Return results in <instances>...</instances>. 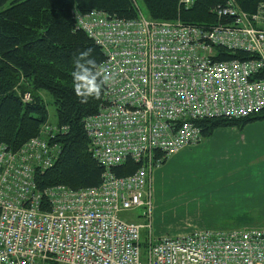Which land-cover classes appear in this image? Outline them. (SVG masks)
<instances>
[{
	"label": "built area",
	"instance_id": "obj_1",
	"mask_svg": "<svg viewBox=\"0 0 264 264\" xmlns=\"http://www.w3.org/2000/svg\"><path fill=\"white\" fill-rule=\"evenodd\" d=\"M214 11L207 29L140 11L129 21L77 15L104 55L101 104L83 121L102 183L37 189L36 172L60 153L50 140L66 128L45 123L17 152L0 145V264H264V229L152 232L154 170L201 143L193 122L264 111V5L253 16L231 1ZM221 50L250 59L219 61ZM126 159L141 167L116 178L110 169Z\"/></svg>",
	"mask_w": 264,
	"mask_h": 264
},
{
	"label": "trees",
	"instance_id": "obj_2",
	"mask_svg": "<svg viewBox=\"0 0 264 264\" xmlns=\"http://www.w3.org/2000/svg\"><path fill=\"white\" fill-rule=\"evenodd\" d=\"M140 1L150 21L180 22L204 29L218 23L214 10L229 1L249 16L256 15L264 5V0H196L186 8L180 4L181 0ZM138 11L135 0H0V145L17 152L49 123L43 92L49 95L55 110L52 124L66 128L50 140L59 146L60 153L50 168L36 172L38 190L59 185L79 190L102 183L105 169L91 155L83 121L95 115L101 104L103 87L96 70L104 55L77 26L76 17L98 12L129 21L138 17ZM89 49V55L81 58V53ZM218 58L219 61L250 59L242 52L230 54L222 50ZM88 60H94V64H88ZM77 75L94 77L98 94L86 95L87 79L78 80ZM25 95H29L28 101L24 100ZM261 121L264 111L243 118L214 117L193 123L200 129L203 141L216 130H242ZM140 167V163L126 159L110 172L122 178ZM141 241L144 250L145 232Z\"/></svg>",
	"mask_w": 264,
	"mask_h": 264
},
{
	"label": "rangeland",
	"instance_id": "obj_3",
	"mask_svg": "<svg viewBox=\"0 0 264 264\" xmlns=\"http://www.w3.org/2000/svg\"><path fill=\"white\" fill-rule=\"evenodd\" d=\"M135 1L141 14L146 17L141 1ZM42 95L47 107L48 121L52 124L55 121L54 107L50 104L49 95L45 92ZM261 122H254L247 126ZM244 128L235 129L234 135H230L232 138L224 140L225 142L221 145V148L235 150L237 148L232 147V144H236L240 135L246 136V141L239 144V147L243 149V162L240 166L229 168L225 162L219 169L220 147L219 140L215 143L217 138L215 137L214 142L213 140L205 141L196 147L192 146V148L182 150L169 158L160 168L154 170L152 232L155 237L185 234L193 230H202L200 228H207L205 226L210 223L209 214L219 212V185L235 180L239 174H246L249 170L255 171L253 163L249 160H253L252 157L255 154L264 152V148L260 145L252 147L251 144H247L249 142L248 131ZM238 171H240L239 174H237ZM219 178H221L220 181ZM230 217V223L239 227H249L247 225L256 221L250 213L230 215ZM226 221L222 220L220 223L224 224ZM214 225H219V221H216ZM263 227L264 225H261L254 229ZM250 229L243 228L242 230Z\"/></svg>",
	"mask_w": 264,
	"mask_h": 264
},
{
	"label": "crops",
	"instance_id": "obj_4",
	"mask_svg": "<svg viewBox=\"0 0 264 264\" xmlns=\"http://www.w3.org/2000/svg\"><path fill=\"white\" fill-rule=\"evenodd\" d=\"M244 130L248 131L247 135L249 137V142H247V144H251L252 147L260 145V147L264 148V122L252 124L249 127L247 126ZM234 131L235 128L219 129L214 132L211 138L202 141L210 142L213 140L214 142L215 137H217L215 143L219 140V169L225 162L229 168H233L236 165L240 166L243 162V149L239 147V144L246 141V136L244 134L240 135L235 145L234 143L232 144V147L235 146L237 149L229 150V148H221V145L225 142L224 140L230 138V135H234ZM254 156L252 157L253 160H249V162L253 163L255 171L249 170L246 174H239L240 171H238L237 174L239 175L235 180L219 185V212L210 213V218L208 219L210 223L205 226L207 228L200 229L242 230L243 228L254 229L264 225V152L257 155L255 154ZM220 180L221 178H219V181ZM152 184L154 185L153 179ZM226 192H228V194H225ZM246 213H250L256 220L252 224L247 225L249 227L234 226L230 223V215H246ZM222 220L227 221L222 224L220 223ZM216 221H219V225H214ZM262 229H264V227Z\"/></svg>",
	"mask_w": 264,
	"mask_h": 264
},
{
	"label": "clouds",
	"instance_id": "obj_5",
	"mask_svg": "<svg viewBox=\"0 0 264 264\" xmlns=\"http://www.w3.org/2000/svg\"><path fill=\"white\" fill-rule=\"evenodd\" d=\"M90 51L91 50L89 49V50L81 53V58L87 57L89 55V52ZM87 63L88 64H94V60H88ZM77 64H78V66H80L79 60L77 61ZM76 78L78 80H85V79H87L88 87H87V92L85 93L86 95H91L93 93H97L98 94L97 88H96V86L94 84V77L92 79H88L86 76H79V75H77ZM77 91H79V86L77 87Z\"/></svg>",
	"mask_w": 264,
	"mask_h": 264
}]
</instances>
